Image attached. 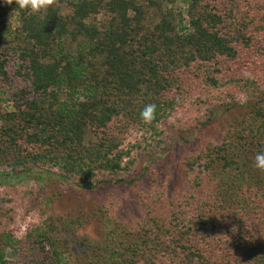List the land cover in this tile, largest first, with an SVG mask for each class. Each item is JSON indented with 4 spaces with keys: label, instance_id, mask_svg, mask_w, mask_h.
<instances>
[{
    "label": "trees",
    "instance_id": "obj_1",
    "mask_svg": "<svg viewBox=\"0 0 264 264\" xmlns=\"http://www.w3.org/2000/svg\"><path fill=\"white\" fill-rule=\"evenodd\" d=\"M178 1L186 15L169 10L151 27L157 0H52L17 11L14 30L16 5L0 2L3 186L32 170L85 190L133 186L172 138L165 122L207 129L217 106L252 104L185 156L180 197L150 192L132 227L108 220L97 239L87 216H61L21 237L13 197L0 195V264H264V172L253 166L264 150V0H165ZM148 103L157 111L145 124Z\"/></svg>",
    "mask_w": 264,
    "mask_h": 264
},
{
    "label": "rangeland",
    "instance_id": "obj_2",
    "mask_svg": "<svg viewBox=\"0 0 264 264\" xmlns=\"http://www.w3.org/2000/svg\"><path fill=\"white\" fill-rule=\"evenodd\" d=\"M157 1L161 10L153 8L147 13L146 24L151 27L169 10L182 7L186 15L188 4L184 1H178L174 5L166 3L165 0ZM66 11H69L68 8ZM18 19V13L11 12L7 17V25L14 30L19 25ZM245 99L247 97L242 99L243 104L240 105L226 103L217 106L220 110L216 111L214 120L207 129L193 118H188L193 125L186 132L182 131L183 125L177 120L165 122L163 126L172 138H167L168 144L163 143L153 158L145 157L142 160L133 186L111 185L85 190L40 170H32L18 178L8 176L6 186L1 185V182L5 181L4 177H0V195H11L12 205L17 209L15 218L17 220L10 225H15L19 236L22 237L28 227L31 229L32 225H39L46 219L85 215L90 218L86 232L97 239L108 227V220L129 227L134 226L145 214V203L148 202L150 192L161 194L165 198L180 197L187 185L183 165L185 156L209 142H218L223 132L236 120L248 117L252 104H246ZM26 208L29 213L26 212ZM5 213L9 218L6 209ZM260 230L264 232V228ZM18 253L10 250L8 257L16 259Z\"/></svg>",
    "mask_w": 264,
    "mask_h": 264
},
{
    "label": "clouds",
    "instance_id": "obj_3",
    "mask_svg": "<svg viewBox=\"0 0 264 264\" xmlns=\"http://www.w3.org/2000/svg\"><path fill=\"white\" fill-rule=\"evenodd\" d=\"M0 2L7 3L9 5L14 3L16 5L14 13L17 11L38 13L46 10L52 4V0H0ZM156 111V104H145L139 114L141 121L145 124L151 123L155 119ZM253 166L258 171L264 172V150L255 154Z\"/></svg>",
    "mask_w": 264,
    "mask_h": 264
}]
</instances>
